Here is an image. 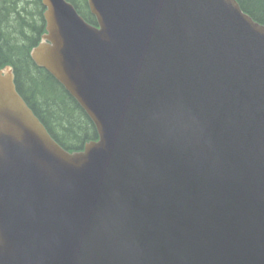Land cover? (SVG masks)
Masks as SVG:
<instances>
[{
	"label": "water",
	"instance_id": "1",
	"mask_svg": "<svg viewBox=\"0 0 264 264\" xmlns=\"http://www.w3.org/2000/svg\"><path fill=\"white\" fill-rule=\"evenodd\" d=\"M31 49L90 118L69 152L0 68V264H264V25L236 0H41Z\"/></svg>",
	"mask_w": 264,
	"mask_h": 264
},
{
	"label": "trees",
	"instance_id": "2",
	"mask_svg": "<svg viewBox=\"0 0 264 264\" xmlns=\"http://www.w3.org/2000/svg\"><path fill=\"white\" fill-rule=\"evenodd\" d=\"M89 24L96 25L87 0H67ZM243 12L264 25V0H236ZM40 0H0V68L13 69L17 92L51 137L64 149L81 150L97 132L78 103L29 52L45 32Z\"/></svg>",
	"mask_w": 264,
	"mask_h": 264
}]
</instances>
